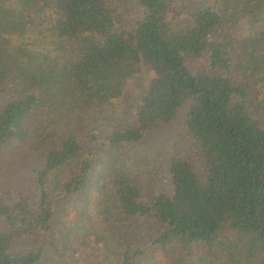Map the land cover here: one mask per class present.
Listing matches in <instances>:
<instances>
[{"label":"trees","instance_id":"trees-1","mask_svg":"<svg viewBox=\"0 0 264 264\" xmlns=\"http://www.w3.org/2000/svg\"><path fill=\"white\" fill-rule=\"evenodd\" d=\"M15 143L37 190L0 182V264L59 251L90 191L121 264H264V0H0V166Z\"/></svg>","mask_w":264,"mask_h":264},{"label":"rangeland","instance_id":"rangeland-1","mask_svg":"<svg viewBox=\"0 0 264 264\" xmlns=\"http://www.w3.org/2000/svg\"><path fill=\"white\" fill-rule=\"evenodd\" d=\"M250 19H245L234 25L233 33L240 41L249 36L252 28ZM149 74L144 72L131 80L126 88L130 94H138L143 84L148 83ZM121 99L118 100L120 102ZM35 126H42L43 122L37 116L30 121ZM145 156H131L128 163L133 172L145 174ZM37 165L33 162L30 149L18 143L5 149L2 155V165L0 166V182L5 178V174L15 176V179L22 186V192L26 196L36 194ZM69 168L53 174L50 178V186L58 191V187L63 183L68 175ZM1 185V183H0ZM95 191H90L84 195L75 197L61 211L56 221V231L54 241L59 247V251L51 249L45 260L41 264H121L119 254L115 252L116 239L110 232L95 228L89 218L88 209ZM130 223H126L128 227ZM133 232L145 235L143 228L133 226Z\"/></svg>","mask_w":264,"mask_h":264}]
</instances>
